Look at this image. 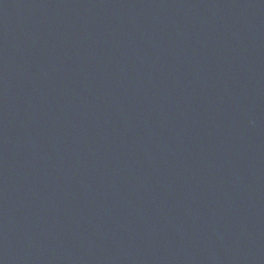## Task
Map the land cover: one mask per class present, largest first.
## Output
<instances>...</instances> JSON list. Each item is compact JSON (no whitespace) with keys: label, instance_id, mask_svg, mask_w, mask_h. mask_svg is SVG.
Returning <instances> with one entry per match:
<instances>
[{"label":"water","instance_id":"95a60500","mask_svg":"<svg viewBox=\"0 0 264 264\" xmlns=\"http://www.w3.org/2000/svg\"><path fill=\"white\" fill-rule=\"evenodd\" d=\"M0 264H264V0H0Z\"/></svg>","mask_w":264,"mask_h":264}]
</instances>
